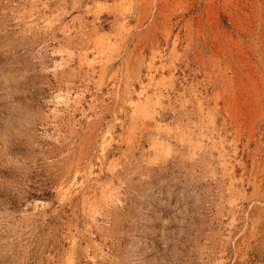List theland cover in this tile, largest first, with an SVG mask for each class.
<instances>
[{"label": "rangeland", "instance_id": "1", "mask_svg": "<svg viewBox=\"0 0 264 264\" xmlns=\"http://www.w3.org/2000/svg\"><path fill=\"white\" fill-rule=\"evenodd\" d=\"M0 264H264V0H0Z\"/></svg>", "mask_w": 264, "mask_h": 264}]
</instances>
